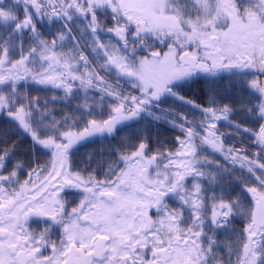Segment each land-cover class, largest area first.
Returning <instances> with one entry per match:
<instances>
[{"label": "snow or ice", "instance_id": "1", "mask_svg": "<svg viewBox=\"0 0 264 264\" xmlns=\"http://www.w3.org/2000/svg\"><path fill=\"white\" fill-rule=\"evenodd\" d=\"M0 264H264V0H0Z\"/></svg>", "mask_w": 264, "mask_h": 264}, {"label": "trees", "instance_id": "2", "mask_svg": "<svg viewBox=\"0 0 264 264\" xmlns=\"http://www.w3.org/2000/svg\"><path fill=\"white\" fill-rule=\"evenodd\" d=\"M33 95H39L41 98L45 97L46 93L44 91H35L33 92ZM220 127V131L223 133H230L233 130L231 128L228 127L227 123L225 122H221V124L219 125ZM175 135V132L171 129H169L168 131H162L161 132V138L163 140H171L173 138V136ZM225 138L228 140L226 144V146H231V145H235L238 148L241 149H247L248 148V144L250 143V140L248 139L247 135L244 133L239 134V136H237L236 138H232L229 136H225ZM83 149L81 150V155L77 157L78 160H82L83 159ZM49 157L47 155H41L40 156V163H44ZM25 176L22 174L21 179H24ZM243 225L238 224L237 228H242Z\"/></svg>", "mask_w": 264, "mask_h": 264}, {"label": "flooded vegetation", "instance_id": "3", "mask_svg": "<svg viewBox=\"0 0 264 264\" xmlns=\"http://www.w3.org/2000/svg\"><path fill=\"white\" fill-rule=\"evenodd\" d=\"M36 225H35V223H33V227H35Z\"/></svg>", "mask_w": 264, "mask_h": 264}, {"label": "rangeland", "instance_id": "4", "mask_svg": "<svg viewBox=\"0 0 264 264\" xmlns=\"http://www.w3.org/2000/svg\"><path fill=\"white\" fill-rule=\"evenodd\" d=\"M223 122V121H222Z\"/></svg>", "mask_w": 264, "mask_h": 264}]
</instances>
